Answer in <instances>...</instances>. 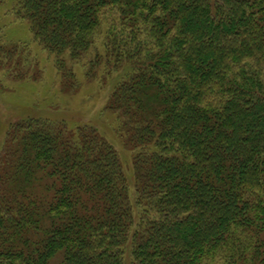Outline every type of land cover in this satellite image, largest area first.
<instances>
[{
  "label": "trees",
  "instance_id": "obj_1",
  "mask_svg": "<svg viewBox=\"0 0 264 264\" xmlns=\"http://www.w3.org/2000/svg\"><path fill=\"white\" fill-rule=\"evenodd\" d=\"M7 1L63 68L117 13L90 70L133 157L93 126L11 124L0 264H264V0Z\"/></svg>",
  "mask_w": 264,
  "mask_h": 264
},
{
  "label": "rangeland",
  "instance_id": "obj_2",
  "mask_svg": "<svg viewBox=\"0 0 264 264\" xmlns=\"http://www.w3.org/2000/svg\"><path fill=\"white\" fill-rule=\"evenodd\" d=\"M14 6L15 2L12 1L0 5V48L12 51L18 46L11 58L0 57L3 60L0 66V154L10 125L32 113L34 117L48 116L52 121L65 120L70 128H97L118 150L127 170L126 165L132 161L133 153L120 137L117 115L107 111L112 88L103 84L106 63L96 70V76L90 70V62L98 51L105 54V32L112 25L111 22L118 19L117 13H105L96 47L82 61L71 62L66 59L65 69L56 63L57 59L41 44L35 42L30 23L18 17ZM68 73L66 80L71 89H64L63 82ZM118 77L119 74H114L110 83L113 85ZM126 259L130 262L129 252Z\"/></svg>",
  "mask_w": 264,
  "mask_h": 264
}]
</instances>
